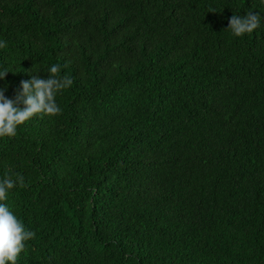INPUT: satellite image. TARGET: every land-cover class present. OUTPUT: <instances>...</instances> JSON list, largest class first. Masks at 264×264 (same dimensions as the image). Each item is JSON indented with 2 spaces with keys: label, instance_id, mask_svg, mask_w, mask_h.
I'll use <instances>...</instances> for the list:
<instances>
[{
  "label": "trees",
  "instance_id": "obj_1",
  "mask_svg": "<svg viewBox=\"0 0 264 264\" xmlns=\"http://www.w3.org/2000/svg\"><path fill=\"white\" fill-rule=\"evenodd\" d=\"M261 0H0V87L52 64L61 113L0 139L17 264H264Z\"/></svg>",
  "mask_w": 264,
  "mask_h": 264
},
{
  "label": "clouds",
  "instance_id": "obj_2",
  "mask_svg": "<svg viewBox=\"0 0 264 264\" xmlns=\"http://www.w3.org/2000/svg\"><path fill=\"white\" fill-rule=\"evenodd\" d=\"M264 5V0H261ZM228 31L234 37L241 38L264 25V15L260 11H246V14H234L228 21ZM7 48V42L0 39V49ZM41 71L33 70L30 80L21 81L14 98H8V85L0 87V139L13 138L21 126L36 116L54 117L61 113L56 97L73 85L70 76L61 75V65L52 64L48 78L39 76ZM12 73L8 67L0 66V81ZM24 178L15 180L5 176L0 179V264H17L18 257L25 250L27 242L33 240L36 233L25 227L6 201L11 190L17 185L23 186Z\"/></svg>",
  "mask_w": 264,
  "mask_h": 264
}]
</instances>
